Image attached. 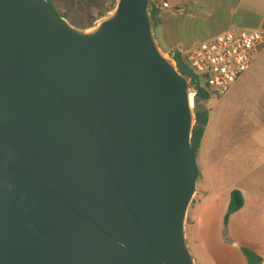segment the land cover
Returning <instances> with one entry per match:
<instances>
[{
    "label": "water",
    "instance_id": "obj_1",
    "mask_svg": "<svg viewBox=\"0 0 264 264\" xmlns=\"http://www.w3.org/2000/svg\"><path fill=\"white\" fill-rule=\"evenodd\" d=\"M151 0L76 27L48 0H0V264H200L197 88Z\"/></svg>",
    "mask_w": 264,
    "mask_h": 264
},
{
    "label": "rangeland",
    "instance_id": "obj_2",
    "mask_svg": "<svg viewBox=\"0 0 264 264\" xmlns=\"http://www.w3.org/2000/svg\"><path fill=\"white\" fill-rule=\"evenodd\" d=\"M78 1L54 0V3L60 12L69 11L79 23L87 21L88 13L94 14L96 9L94 0ZM232 92L213 96L203 103L210 112V120L197 155L199 191L187 219L191 250L200 264H248L242 247L260 254L264 264V172H258L255 166L244 170L240 157L233 156L232 148L225 144L228 136L235 135L239 141L245 135L257 136L258 130L240 124L243 119L252 118L250 113L254 111L243 108ZM259 133L264 134V130ZM234 145L239 147L240 143ZM257 149L250 146L254 154ZM215 152L217 162L213 161ZM234 189L243 192L245 204L225 225Z\"/></svg>",
    "mask_w": 264,
    "mask_h": 264
},
{
    "label": "crops",
    "instance_id": "obj_3",
    "mask_svg": "<svg viewBox=\"0 0 264 264\" xmlns=\"http://www.w3.org/2000/svg\"><path fill=\"white\" fill-rule=\"evenodd\" d=\"M165 1L171 8L162 9V21L156 30V36L165 51L175 47H190L228 30L264 28V0ZM231 90L241 100L243 108L254 111L250 113L252 118H245L240 124L257 129L258 133L257 136L245 135L239 141L235 139V135L228 136L225 144L232 148L233 156L240 157L244 170L255 166L258 172H264V134L259 133V130H264V45L256 52L249 70L229 91ZM237 142L240 143L239 147L234 145ZM250 146L258 147L256 154L253 152L255 150L250 151ZM213 161H218L216 152Z\"/></svg>",
    "mask_w": 264,
    "mask_h": 264
},
{
    "label": "built area",
    "instance_id": "obj_4",
    "mask_svg": "<svg viewBox=\"0 0 264 264\" xmlns=\"http://www.w3.org/2000/svg\"><path fill=\"white\" fill-rule=\"evenodd\" d=\"M161 9L171 5L158 0ZM264 45V28L260 30H228L190 47H175L167 51L180 57L207 86L212 97L222 96L249 70L254 56Z\"/></svg>",
    "mask_w": 264,
    "mask_h": 264
},
{
    "label": "trees",
    "instance_id": "obj_5",
    "mask_svg": "<svg viewBox=\"0 0 264 264\" xmlns=\"http://www.w3.org/2000/svg\"><path fill=\"white\" fill-rule=\"evenodd\" d=\"M48 1L61 15L67 17L72 22H75L76 24H79L80 26H83L84 28L92 26L99 17L104 15L106 12H108L113 7V4L115 2V0H94L95 2H94L93 7H95L96 12L94 14L89 12L88 13L89 19L87 21L84 20L82 22L77 23L74 20V18L71 17V14L69 11L60 12L54 3V0H48ZM72 1L76 2L78 0H72ZM108 1H111V2L108 4ZM151 4H152L151 13L154 19V27H155V30H157V28L159 27L162 21L161 19L162 9L158 4V0H151ZM176 60L178 62L180 71L192 77V82L197 88V95L195 98L196 124H195L193 135H192V146H193L194 152L197 157V154L201 147V143H202L205 131H206V127L210 119V112L203 105V103L209 101L212 98V95L209 89L207 88V86L198 82V79L195 73L186 64L183 63L180 57H176ZM244 204H245V198H244L243 192L239 189H234L230 195V203L228 206L227 213L225 215V225H228L231 216L237 211H239L244 206ZM242 251L244 255L246 256V258L248 259V264H262L263 263L262 256L259 255L256 251L248 247H242Z\"/></svg>",
    "mask_w": 264,
    "mask_h": 264
}]
</instances>
